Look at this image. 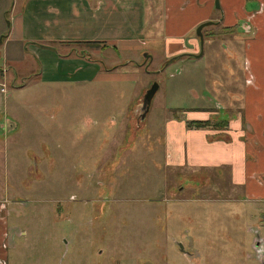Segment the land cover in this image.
Segmentation results:
<instances>
[{
	"label": "rangeland",
	"instance_id": "1",
	"mask_svg": "<svg viewBox=\"0 0 264 264\" xmlns=\"http://www.w3.org/2000/svg\"><path fill=\"white\" fill-rule=\"evenodd\" d=\"M25 2L0 0V39ZM213 28L200 59L171 62L158 33L119 52L94 45L89 51L107 72L88 84L42 83L39 42L13 49L3 39L0 119L12 132L0 130V199L10 201L6 216L17 231L0 264H264V202L230 199L226 172L168 164L166 124L181 112L172 108L204 114L212 104L201 98L210 93L221 104L214 118L190 127H229L228 91L242 75L232 67L245 64L234 62L233 32ZM200 52L201 45L192 55ZM154 84L160 88L142 120Z\"/></svg>",
	"mask_w": 264,
	"mask_h": 264
},
{
	"label": "crops",
	"instance_id": "2",
	"mask_svg": "<svg viewBox=\"0 0 264 264\" xmlns=\"http://www.w3.org/2000/svg\"><path fill=\"white\" fill-rule=\"evenodd\" d=\"M7 9L1 11L2 21ZM206 23L213 25L204 28L203 35L213 27L233 32L229 46L234 62L243 59L245 64L244 68L232 67L234 73L242 75L239 87L228 91L229 127L225 130L190 127L192 122L214 118L221 104L210 93L208 98L203 95L201 99L216 105L206 106L204 114L183 113L192 112L193 108H172L181 112L166 124V153L172 156L168 164L219 175L226 172L234 195H229L230 199L261 203L264 202V0H27L21 13L13 18L11 35L2 38L4 45L12 44L13 49L15 44L39 42L34 53L43 64L37 74L42 83L88 84L101 81L102 73L107 72L106 64L101 59L94 61L92 53L94 60L80 54L70 57L72 53L62 58L65 56L59 55L54 47L72 48L76 55L79 43L100 42L119 52L120 44L146 46L147 36L158 33L165 37L168 58L184 57L198 53L197 29ZM148 26L152 31H148ZM184 38L187 45L193 46L191 49L185 46ZM12 53L9 52L10 57ZM8 68L4 69L6 74L11 69ZM1 95L0 108L4 102ZM0 122V130L12 132V123L1 119ZM9 202L0 199V260H9L8 237L17 231L16 226L10 227L6 216L11 209Z\"/></svg>",
	"mask_w": 264,
	"mask_h": 264
},
{
	"label": "water",
	"instance_id": "3",
	"mask_svg": "<svg viewBox=\"0 0 264 264\" xmlns=\"http://www.w3.org/2000/svg\"><path fill=\"white\" fill-rule=\"evenodd\" d=\"M217 8H219V5H218V2L216 4ZM213 25V23H206V24H203L201 25L198 29H197V35L199 36V39H200V45H201V52L199 55H190L191 57H194V58H201L204 54V46H205V38H204V35H203V30L204 28L208 27V26H211ZM3 42V38L0 39V44H2ZM43 47V46H42ZM146 58H150L149 56H146ZM179 58L181 57H176L174 58L171 62L173 61H176L178 60ZM170 62V63H171ZM159 85L158 84H154L151 89L147 92V94L145 95L144 97V102H143V114H142V120H144L148 114V112L150 111V107H151V104H152V101L156 95V93L158 92L159 90Z\"/></svg>",
	"mask_w": 264,
	"mask_h": 264
},
{
	"label": "trees",
	"instance_id": "4",
	"mask_svg": "<svg viewBox=\"0 0 264 264\" xmlns=\"http://www.w3.org/2000/svg\"><path fill=\"white\" fill-rule=\"evenodd\" d=\"M81 46L82 45H84L85 47H87L88 49H82V50H80L81 52L79 53L80 55H82V56H88V57H90L91 59H93V57H92V55H91V52L89 51V48L90 47H92V46H99V47H104V46H106V47H108L109 46V44H107V43H100V42H85V43H79ZM54 47V46H53ZM55 51H57L58 53H59V55H61V56H68L69 54H71V53H74L75 52V50H73L72 48H70L69 50H63V49H59V48H57V47H54L53 48ZM116 49V48H115ZM62 50L63 51H68V53L66 54V55H62L61 54V52H62ZM91 50V49H90ZM118 51V50H117ZM94 56V55H93ZM184 57H190V56H184ZM94 60V59H93ZM94 61H97V59L96 60H94ZM198 125H197V127H205V126H207L208 125V123L206 122V123H203V122H198L197 123Z\"/></svg>",
	"mask_w": 264,
	"mask_h": 264
}]
</instances>
